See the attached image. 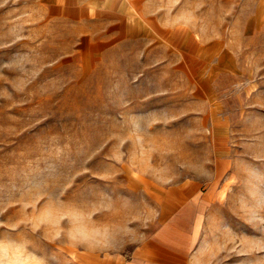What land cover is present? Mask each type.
<instances>
[{
	"label": "rangeland",
	"instance_id": "obj_1",
	"mask_svg": "<svg viewBox=\"0 0 264 264\" xmlns=\"http://www.w3.org/2000/svg\"><path fill=\"white\" fill-rule=\"evenodd\" d=\"M0 264H264V0H0Z\"/></svg>",
	"mask_w": 264,
	"mask_h": 264
},
{
	"label": "crops",
	"instance_id": "obj_2",
	"mask_svg": "<svg viewBox=\"0 0 264 264\" xmlns=\"http://www.w3.org/2000/svg\"><path fill=\"white\" fill-rule=\"evenodd\" d=\"M235 61H234V77H238L237 76V58L236 59H234ZM241 83H239V82H234V90H236L237 88H241Z\"/></svg>",
	"mask_w": 264,
	"mask_h": 264
}]
</instances>
